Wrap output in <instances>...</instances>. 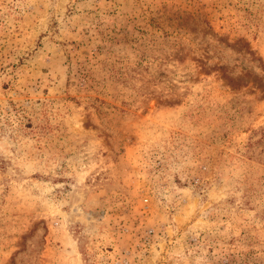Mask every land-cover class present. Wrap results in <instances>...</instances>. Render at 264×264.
Wrapping results in <instances>:
<instances>
[{
  "label": "rangeland",
  "instance_id": "obj_1",
  "mask_svg": "<svg viewBox=\"0 0 264 264\" xmlns=\"http://www.w3.org/2000/svg\"><path fill=\"white\" fill-rule=\"evenodd\" d=\"M0 264H264V0H0Z\"/></svg>",
  "mask_w": 264,
  "mask_h": 264
}]
</instances>
